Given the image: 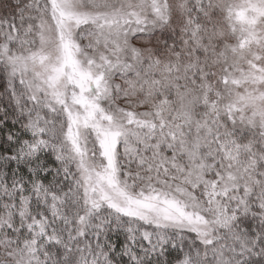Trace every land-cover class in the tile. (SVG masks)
<instances>
[{"label": "snow or ice", "instance_id": "1", "mask_svg": "<svg viewBox=\"0 0 264 264\" xmlns=\"http://www.w3.org/2000/svg\"><path fill=\"white\" fill-rule=\"evenodd\" d=\"M0 264H264V0H0Z\"/></svg>", "mask_w": 264, "mask_h": 264}]
</instances>
